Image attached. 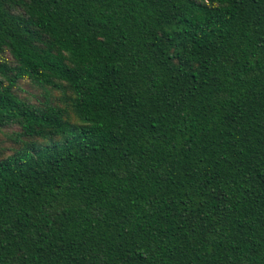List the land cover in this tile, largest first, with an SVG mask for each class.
<instances>
[{
  "label": "trees",
  "instance_id": "trees-1",
  "mask_svg": "<svg viewBox=\"0 0 264 264\" xmlns=\"http://www.w3.org/2000/svg\"><path fill=\"white\" fill-rule=\"evenodd\" d=\"M4 127L0 264H264V0H0Z\"/></svg>",
  "mask_w": 264,
  "mask_h": 264
},
{
  "label": "rangeland",
  "instance_id": "rangeland-1",
  "mask_svg": "<svg viewBox=\"0 0 264 264\" xmlns=\"http://www.w3.org/2000/svg\"><path fill=\"white\" fill-rule=\"evenodd\" d=\"M44 90L42 88L31 86L27 83L22 84L20 93L25 97L35 99L36 95L41 96ZM16 127H4L0 129V157L12 154L19 144L14 141ZM49 141V140H46Z\"/></svg>",
  "mask_w": 264,
  "mask_h": 264
}]
</instances>
